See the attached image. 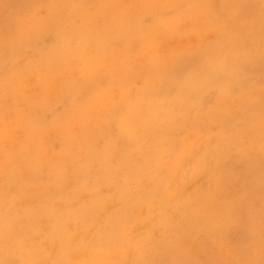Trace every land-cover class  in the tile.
<instances>
[{
	"label": "clouds",
	"instance_id": "obj_1",
	"mask_svg": "<svg viewBox=\"0 0 264 264\" xmlns=\"http://www.w3.org/2000/svg\"><path fill=\"white\" fill-rule=\"evenodd\" d=\"M0 264H264V0H0Z\"/></svg>",
	"mask_w": 264,
	"mask_h": 264
}]
</instances>
